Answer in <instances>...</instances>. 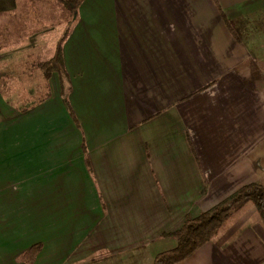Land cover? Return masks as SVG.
Listing matches in <instances>:
<instances>
[{
  "label": "crops",
  "instance_id": "1",
  "mask_svg": "<svg viewBox=\"0 0 264 264\" xmlns=\"http://www.w3.org/2000/svg\"><path fill=\"white\" fill-rule=\"evenodd\" d=\"M57 1L73 17L49 96L29 78L19 104L0 68L9 241L25 264H153L188 218L264 186V0ZM240 210L181 264H264V224Z\"/></svg>",
  "mask_w": 264,
  "mask_h": 264
},
{
  "label": "rangeland",
  "instance_id": "2",
  "mask_svg": "<svg viewBox=\"0 0 264 264\" xmlns=\"http://www.w3.org/2000/svg\"><path fill=\"white\" fill-rule=\"evenodd\" d=\"M26 3L30 4V2ZM25 6L19 3L17 5L19 9L12 12L0 10V68L10 67L8 70L10 73L5 72V76L8 75L10 82H14L16 100L19 104H22L26 98L24 83L29 82V78H31L32 85L31 98L36 101L47 98L51 91L46 70H50L53 75L58 71L57 74L64 78L62 66L57 59L56 29L61 20L73 17V9L57 0L52 2L51 0H39ZM16 108L17 111L24 109L20 106ZM248 204L256 208L253 203ZM243 212L238 210L227 220L220 231L234 224L232 222L237 221ZM259 218H261L260 214L256 213L252 222L256 223ZM8 223L7 218L0 216V264H25L22 256L26 252L21 248L15 249L13 243L9 241ZM83 251L85 249L79 254ZM103 253L96 254L95 263L99 262V258L100 261L103 260L106 255ZM38 263L40 264V260Z\"/></svg>",
  "mask_w": 264,
  "mask_h": 264
},
{
  "label": "trees",
  "instance_id": "3",
  "mask_svg": "<svg viewBox=\"0 0 264 264\" xmlns=\"http://www.w3.org/2000/svg\"><path fill=\"white\" fill-rule=\"evenodd\" d=\"M82 1L69 0V2H65L76 6ZM228 26L230 28V24ZM57 59L62 64L60 51L57 54ZM51 76L52 73L48 70V79ZM248 203L254 204L264 224V186L258 183L247 185L209 211L188 218L180 229L168 234V237L177 241V245L172 250L158 254L153 264H181L188 260L201 247L212 241L220 233L227 220ZM37 249L38 247L31 249L25 256V259L30 263L38 254L39 249Z\"/></svg>",
  "mask_w": 264,
  "mask_h": 264
}]
</instances>
